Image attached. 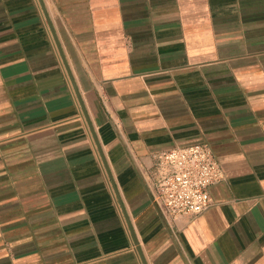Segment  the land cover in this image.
Masks as SVG:
<instances>
[{
  "label": "crops",
  "instance_id": "0c3cea01",
  "mask_svg": "<svg viewBox=\"0 0 264 264\" xmlns=\"http://www.w3.org/2000/svg\"><path fill=\"white\" fill-rule=\"evenodd\" d=\"M191 144L224 178L170 219ZM0 264H264V0H0Z\"/></svg>",
  "mask_w": 264,
  "mask_h": 264
},
{
  "label": "built area",
  "instance_id": "2783aa9c",
  "mask_svg": "<svg viewBox=\"0 0 264 264\" xmlns=\"http://www.w3.org/2000/svg\"><path fill=\"white\" fill-rule=\"evenodd\" d=\"M154 160V198L168 218L198 215L210 206L208 189L222 181L224 173L207 145L191 144L158 152Z\"/></svg>",
  "mask_w": 264,
  "mask_h": 264
}]
</instances>
